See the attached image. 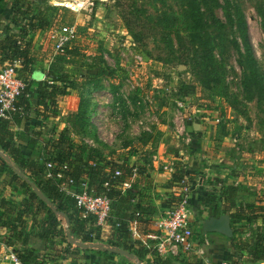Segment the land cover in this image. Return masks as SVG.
I'll return each instance as SVG.
<instances>
[{"label": "rangeland", "instance_id": "rangeland-1", "mask_svg": "<svg viewBox=\"0 0 264 264\" xmlns=\"http://www.w3.org/2000/svg\"><path fill=\"white\" fill-rule=\"evenodd\" d=\"M2 1L10 12L6 14V23L13 20L14 5L24 8L28 5L31 10L26 20L56 8L50 28L64 24L75 27V35L65 48H78L77 58L72 62L54 61L59 54L49 39V30L41 32L32 45L38 72H62L74 85L66 87L58 98L56 111L45 110L55 115L50 119L55 121L51 126L55 134L52 140L63 135L83 147L100 149L109 163L117 161L125 165L129 160L132 164L161 157L175 168L181 163L168 152L197 141L195 134L191 136L192 123L199 125L197 131L203 130L205 137L217 138L224 132L227 139L224 152L230 163H238L245 169V182L251 184L249 193L255 194L251 196L252 209L247 201L238 198L243 206L233 213L244 215L245 219L231 218L232 230H238L236 237L232 234L231 238L251 245L257 236H264V99L247 100L245 96L244 57L233 46L234 40L241 44L235 29L225 26L218 30L207 21L216 47L212 58L205 59L207 67L203 70L198 57L205 53L189 42L186 33L180 32L181 24L174 18L180 11V0H82L85 8L79 13L51 4L64 0ZM231 2L244 14L258 75L264 81V30L260 15L264 14V0ZM214 15L226 23L222 10H215ZM205 17H209V12ZM129 18L136 23H129ZM32 106L35 111L37 107ZM63 149L65 146L58 151ZM235 158L237 162L233 161ZM192 161L187 159L188 163ZM137 167L139 171L140 166ZM159 170L163 171L162 167ZM250 175L254 180L247 178ZM188 182L185 181L189 192L192 182ZM167 192L168 197L172 196L170 201L176 199L174 203L183 195L177 193L175 198V193ZM201 218L197 217L199 222ZM193 219L191 216L193 232L201 236L202 225ZM202 242L198 240L200 246L205 244ZM229 242L232 246V240ZM205 247L204 255L190 253L182 255L181 260L184 264H212L208 246ZM248 259L250 256L239 252L232 264H249ZM255 264H264V260Z\"/></svg>", "mask_w": 264, "mask_h": 264}, {"label": "crops", "instance_id": "crops-1", "mask_svg": "<svg viewBox=\"0 0 264 264\" xmlns=\"http://www.w3.org/2000/svg\"><path fill=\"white\" fill-rule=\"evenodd\" d=\"M8 13L10 14L8 9L0 5V38L4 36V31L8 24L6 23L8 22V17H6ZM40 33L41 32L34 34L33 44L41 37ZM33 51L32 49V52ZM34 53H36V51ZM37 69L35 63L34 71L30 76L33 81V87L36 86L38 82H43L47 76L46 71L40 73ZM28 98L31 106L30 111L26 114L25 119L20 121L18 125L11 122L12 126L10 129L14 133L16 147L25 158L39 162L47 151L52 150V148H49L48 142L54 138L55 134L52 132L51 126L55 121L50 122L52 118L43 119L37 116L36 110L34 111V109H32L33 104L37 107L32 92L28 94ZM194 124L195 123H192V128ZM26 126L29 127L28 131H25ZM193 131L191 136L195 134L198 138L196 142L189 145L182 144L180 149H173L168 152L173 155V158H178L181 163V167H175L174 169L175 171L179 169L182 172L184 176L181 179L182 182L175 183V185L172 184L171 179L173 174L170 176L159 170L161 165L168 164L167 158L160 157V159L157 160L156 157H154L153 160L151 159L146 162L140 161L132 164L129 163L130 160L127 161L125 165L123 164L124 168L130 169L131 172L132 170H136L135 175L133 178L129 177L127 179L130 188L120 191L121 194L119 198L113 202L111 220H108L104 227L98 228L97 237L94 236L95 239H91L88 243H83L79 238L72 236L73 239L79 240L86 246H75L67 240L68 244L71 246L67 252L63 251V248L67 245L66 243L61 245L59 243H54V245L49 246L46 239L40 236V233H42L41 226L46 220L48 210H52L53 203L47 198L45 193L43 194L42 191L36 187V183L38 182L37 177L32 175L29 171L23 173L22 169L12 160H6L7 166L0 172V194L2 199L0 203V225L1 223L9 224L8 220L11 219L12 226H16L18 230L21 227L23 228L21 230L23 234L20 239L15 240L16 238L13 234H10L8 230L0 226V243H5L6 246L13 249L14 252L15 250L22 251L24 249H34L38 252V257L40 258L45 260L58 259L56 261H60L61 259L62 262L67 264H163V262H159V260L155 262L158 257L152 250L155 243L149 240L148 235L155 232L152 225L153 221L158 218L162 212L173 207L175 204L174 202L176 199L170 201L172 196L168 197L169 194L167 193L169 192L167 191L175 193L174 196L177 198L178 194H181V192L186 189L184 187H187L185 181H189L188 183L192 182L188 194L191 201L190 210L192 213L191 216L195 218L193 219L194 222H199V219H197L199 215L203 217L199 225H203V222L210 217L217 218L224 214L229 216L230 213H233L234 209L237 211L243 206L239 203L238 198L247 201V205L254 204L252 203L254 200L251 196L255 194L249 193L251 184H246L247 182H245V169L239 167L237 165L238 163L234 165L230 163L229 155L224 152L223 144L227 142L225 138L226 133H222L221 131L222 134H218L217 138H209L204 136L203 130ZM214 133L217 134V130L214 131ZM22 135L30 137L34 141L35 147L33 150L28 149L25 143L15 141L16 136ZM46 137L48 138L47 142L45 141ZM0 155H2L1 152ZM187 159L188 161L193 159L192 163H188ZM233 161L237 162V159L235 158ZM114 162L116 164H121L117 161H113L112 163ZM137 166H140L139 171ZM252 166L253 165H251L250 168H252ZM257 170L256 168L254 173ZM254 173L252 172L250 174ZM247 178L252 180L253 175ZM240 186L245 187L240 188ZM165 189H167V193L164 192ZM246 190L249 191L246 192ZM239 192L241 196H239ZM203 200L204 203H202ZM42 203L44 205H42ZM61 222L65 230L66 223L63 219ZM120 223L125 224L128 228L127 240L124 242L125 248L114 246L110 242L116 241L114 237V229L116 226L114 228V225ZM87 225H90V223H87ZM232 225L230 219L231 229ZM194 235L193 254H195L198 249L203 250L205 246H208L207 250L209 249L208 252L210 253L208 259L212 260V264H220L222 261H228L229 263L237 261L235 258L239 252L250 256L247 252L240 251L230 246L229 238L215 233H204V231L201 236L198 232H195ZM207 238H210L212 241L209 243ZM198 240H201V242L206 240L208 245L201 244L200 246ZM139 249L142 250L139 251ZM135 252L137 254L140 252V258ZM107 254L111 255L109 256ZM182 258L181 254L178 257L168 256L162 259L167 262L165 264H184V261L181 260ZM198 260L202 262L201 258ZM248 261L249 264L256 263L251 262L250 259H248Z\"/></svg>", "mask_w": 264, "mask_h": 264}, {"label": "trees", "instance_id": "trees-1", "mask_svg": "<svg viewBox=\"0 0 264 264\" xmlns=\"http://www.w3.org/2000/svg\"><path fill=\"white\" fill-rule=\"evenodd\" d=\"M180 11L176 15L175 20L180 22L181 33H186L189 38V42L194 46H197L198 51H202L205 54L198 57L201 61L199 66L203 65L204 69L207 67L205 59L210 57L212 51L216 47L215 39L212 33L208 32V23L217 26L218 30H222L225 26H229L230 29L236 31L240 40L233 41V46L236 51L239 52L241 57H244L243 68L245 69L243 77V91L247 100H252L256 97L258 101L264 99V81L258 75L255 59L253 57L252 45L249 41L247 33V22L244 14L239 9L238 5L231 2V0H180ZM0 5L4 6L5 1L0 0ZM26 8V9H25ZM20 7L14 5L12 7L13 20L6 25L5 33L0 38V69L12 65L13 62L19 61L20 65L16 69L17 77L20 78L25 84V88L21 96L18 98L16 106L23 109L24 114H19L17 111L11 115L10 120L0 119V172H2L7 166L6 160H12L22 172H31L32 175L37 177L38 182L36 187L46 194L47 198L53 203L52 210H48V215L44 224L41 226L40 236L45 238L49 246L54 243L60 245L66 243V247L63 248L64 252H67L71 247L67 242L65 230L62 227L61 220L66 219L69 226V233L75 238H79L81 242L88 243L91 239L97 237V227L94 226V219L89 218L84 220L80 217L81 209L77 207L74 198L65 197L58 191L56 183L52 180L44 179V168L46 162H53L57 166L60 164H67L68 170L64 173L65 179L72 178L74 181V190L80 193L81 188L79 186L81 181H87L88 189L93 190L95 194L101 195L104 193L102 184L110 180L115 170H121L123 175L114 180L113 185L127 180L131 176V170L124 168L121 164L115 162L110 164L102 151L97 148L83 147L82 145L71 141L70 139L59 136L56 141L50 140L48 142L49 150L45 153L44 157L36 162L32 159H26L21 151L16 147L14 142V133L11 131V122L18 125L20 121L25 119L26 114L30 111V101L28 98L29 93H33V98L36 101L37 116L43 119L53 118L55 115H51L45 110L56 111L57 100L61 97L66 87H73L68 79V76L62 72L53 71L47 74L46 79L43 82H38L33 87V81L30 76L34 71L36 58L32 52V45L34 40V34L44 31H50L53 29H59L64 25H59L55 28H50L51 18H54V12L56 8H49L46 13H37L34 19L26 20V15L30 12V6ZM222 10L226 23H222L214 15L215 10ZM209 12V17H205V13ZM262 17V27L264 30V14L260 13ZM129 23L135 21L133 18L127 19ZM60 23V21L58 22ZM136 23V21H135ZM130 25V24H129ZM211 25V24H210ZM131 26V25H130ZM185 27V28H184ZM179 32V31H178ZM179 41L181 38L177 36ZM66 48V47H65ZM78 48L73 47L71 49H64L63 53H60L58 57L54 58V61L59 62H72L77 58ZM243 51V52H241ZM66 52V53H65ZM99 75L106 73L99 72ZM209 82H205L207 85ZM255 92V94H254ZM29 127H25V131H28ZM15 141L25 143L28 149L33 150L35 147L34 141L30 137L16 136ZM61 146H65V149L58 151ZM57 151V154L55 153ZM184 176L178 169L172 175V184H177ZM113 202L119 198L121 192L113 187L106 193ZM204 203V200L202 201ZM42 205H44L42 203ZM249 209H252L253 205H247ZM240 211V208L238 209ZM58 214V215H57ZM233 221L245 219L244 215L239 213H232L229 215ZM9 219V224L1 223V227L8 230L10 234L20 239L23 234L21 227L19 230L17 227L12 226ZM17 220V219H16ZM15 220V221H16ZM7 221V222H8ZM231 219V222H233ZM90 223V225H87ZM116 224L114 225L115 228ZM114 237L116 241H110L111 244L117 247L125 248V241L128 236V228L125 224L120 223L119 226L114 229ZM238 233V230H233V236ZM95 236V237H94ZM94 237V238H93ZM225 239V238H224ZM232 240V247L240 251H245L250 255L251 262L255 263L260 260H264V236H257L253 244L242 243L237 241L234 237ZM142 249H139L141 251ZM138 251V250H137ZM136 251V252H137ZM135 252V254H137ZM15 253L22 264H42L45 259L38 257V252L34 249H24L22 251H16ZM111 255V254H107ZM140 258V252L137 254ZM55 259H50L54 261ZM58 260V259H56ZM167 263L162 258L157 257L155 262ZM60 261H62L60 259ZM232 264V263H230Z\"/></svg>", "mask_w": 264, "mask_h": 264}, {"label": "built area", "instance_id": "built-area-1", "mask_svg": "<svg viewBox=\"0 0 264 264\" xmlns=\"http://www.w3.org/2000/svg\"><path fill=\"white\" fill-rule=\"evenodd\" d=\"M51 4L54 7L65 8L73 13L82 12L85 8V3L82 0H64L62 2L53 1ZM49 39L53 43L54 50L57 54L63 53L65 47L72 41L75 35V27L67 24L59 29H53L48 32ZM20 62L15 61L12 65H8L0 70V119L10 120L11 115L16 111L19 114H24L21 107H17L16 103L21 96L25 84L17 77L16 69ZM163 172L168 175L174 174L172 164L162 165ZM68 170V165H56L53 162H46L44 168V178L52 180L56 183L58 191L65 197L74 198L76 205L81 209L80 217L84 220L89 218L94 219V226L97 228L104 227L111 217L113 200L106 194L113 187L119 191H124L130 188L128 180H125L117 186H114V180L122 177L121 170H115L110 180L102 184L103 194L97 195L93 190L88 189L87 181H81L79 186L80 193L73 188L74 181L72 178L65 179L64 173ZM136 170H132L131 178L134 177ZM182 182V181H181ZM182 192V197L179 198L173 207L166 209L152 225L155 232L148 235L149 240L154 241L155 253L160 258L178 257L179 255H188L194 252L193 239L194 232L191 224V201L187 187ZM0 194V203H1ZM118 227L119 224H116ZM205 245L208 242L204 240ZM195 254L202 256L204 251L198 249ZM207 262V261H206ZM0 264H22L16 253L5 243H0ZM42 264H67L62 261L45 260ZM220 264H230L228 261H222Z\"/></svg>", "mask_w": 264, "mask_h": 264}, {"label": "water", "instance_id": "water-1", "mask_svg": "<svg viewBox=\"0 0 264 264\" xmlns=\"http://www.w3.org/2000/svg\"><path fill=\"white\" fill-rule=\"evenodd\" d=\"M181 68L183 69V67ZM193 129L198 130L199 125L194 124ZM64 221L66 223L65 234H66L67 240L70 243L74 244L75 246L85 247L86 245H83L79 240H75L72 238L68 230L67 220L64 219ZM202 228H203L204 233H215V234L221 235L226 238L232 237V229L230 227V217L225 214L217 218L210 217L209 219L205 220L203 222Z\"/></svg>", "mask_w": 264, "mask_h": 264}]
</instances>
